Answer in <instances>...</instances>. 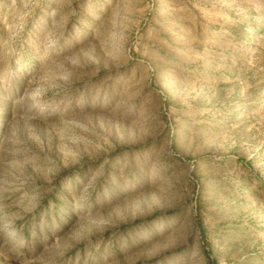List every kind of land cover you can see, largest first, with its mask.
Here are the masks:
<instances>
[{"label": "rangeland", "instance_id": "rangeland-1", "mask_svg": "<svg viewBox=\"0 0 264 264\" xmlns=\"http://www.w3.org/2000/svg\"><path fill=\"white\" fill-rule=\"evenodd\" d=\"M0 264H264V0L0 1Z\"/></svg>", "mask_w": 264, "mask_h": 264}, {"label": "built area", "instance_id": "built-area-1", "mask_svg": "<svg viewBox=\"0 0 264 264\" xmlns=\"http://www.w3.org/2000/svg\"><path fill=\"white\" fill-rule=\"evenodd\" d=\"M0 1H3V0H0Z\"/></svg>", "mask_w": 264, "mask_h": 264}]
</instances>
